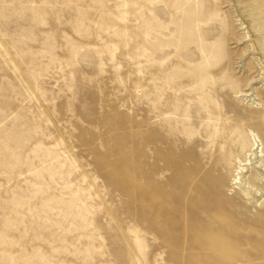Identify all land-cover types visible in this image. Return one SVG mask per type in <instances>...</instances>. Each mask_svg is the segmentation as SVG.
<instances>
[{
    "label": "rangeland",
    "instance_id": "rangeland-1",
    "mask_svg": "<svg viewBox=\"0 0 264 264\" xmlns=\"http://www.w3.org/2000/svg\"><path fill=\"white\" fill-rule=\"evenodd\" d=\"M254 137L264 0H0V264H264Z\"/></svg>",
    "mask_w": 264,
    "mask_h": 264
},
{
    "label": "bare ground",
    "instance_id": "bare-ground-1",
    "mask_svg": "<svg viewBox=\"0 0 264 264\" xmlns=\"http://www.w3.org/2000/svg\"><path fill=\"white\" fill-rule=\"evenodd\" d=\"M251 95L249 93H246L242 96L249 97ZM263 161L264 146L261 145L258 140H256V137H254L252 138V144L250 150L247 153L246 159L244 161L237 160L235 174L233 175L234 177L232 179V185H238L239 189L237 194H240L245 201V205L244 208H242V211L236 209L231 210L230 208L233 206L232 204L231 207H228L237 216L243 213L244 209L248 207L247 204L249 203L257 204L259 206H262V204L264 203V200H262L263 195L259 196V194H261L259 192L264 190ZM250 167L252 168L253 172L256 173V177H254L251 181L250 178L246 176V174L250 170ZM223 183L225 184L226 182H221V184ZM221 184L219 185V188Z\"/></svg>",
    "mask_w": 264,
    "mask_h": 264
}]
</instances>
